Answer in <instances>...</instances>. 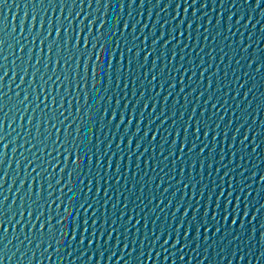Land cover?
<instances>
[{
	"label": "water",
	"instance_id": "1",
	"mask_svg": "<svg viewBox=\"0 0 264 264\" xmlns=\"http://www.w3.org/2000/svg\"><path fill=\"white\" fill-rule=\"evenodd\" d=\"M0 264H264V0H0Z\"/></svg>",
	"mask_w": 264,
	"mask_h": 264
}]
</instances>
